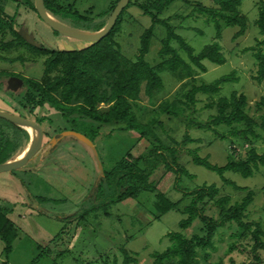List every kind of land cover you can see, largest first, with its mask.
Listing matches in <instances>:
<instances>
[{"label": "rangeland", "instance_id": "obj_1", "mask_svg": "<svg viewBox=\"0 0 264 264\" xmlns=\"http://www.w3.org/2000/svg\"><path fill=\"white\" fill-rule=\"evenodd\" d=\"M114 1L116 0H52L47 3V8L64 24L93 33L108 20ZM260 1L242 0L240 11L247 17L248 25L243 35L234 38L239 27H224L220 42L227 58L225 63L218 65L205 60L207 71L202 72L195 67L194 77H185L182 71L173 73L165 70L161 74L163 87L155 89L150 96L146 93V83L143 82L139 97L133 102L138 120L147 124L154 120L152 124L157 135L166 146L179 148L177 162L194 176L183 175L177 181L174 172L160 166L150 176L151 187L141 191L136 198L119 203L107 202L83 219L65 222L57 216L76 213L84 199L85 206L88 205L89 189L97 173L99 161L105 169H111L139 135L105 126L93 141L98 157L87 144L74 136H66L59 141L57 149L52 152L50 142L59 130L68 128L85 135H89V132L81 123L77 127L72 126L50 103L41 104L40 96L26 88L27 83H23L18 90L9 89L7 83L10 77L7 80V74L16 73L15 76L43 81L45 60L48 57L21 44L15 32L38 48L44 45L64 49L69 44L83 48L89 45V41L64 36L54 30L39 16L28 0H0V98L4 99L6 105L12 98L16 103L11 102L15 105L27 102L28 117L34 122L43 119L42 146L36 155L23 167L0 173V207L10 210L8 216L17 229V238L13 242L8 264H125L124 250L138 259V262L129 264H152V253L162 251L170 245V232L181 231L186 237L200 232L203 226L200 218L186 229H181L179 222L186 217L184 206L191 200L183 192L204 183L218 187L216 198L231 197L227 207L241 201L248 190H253L254 200L248 208L247 219L260 221L264 229V165L251 177H244L234 171L225 173L231 181L248 188L247 191H242L226 184L218 173L195 164L187 152L189 148H198L201 156L208 157L212 163L221 166L226 164L230 155L234 158L246 156L253 146L259 153H264V79L257 77L259 64L254 56L255 52L248 49L256 46L257 40L263 38L256 24ZM200 6L216 7L214 0H176L160 15L161 18L170 19L176 32L194 47L195 53L211 43L216 34L213 22H210L206 14L197 10ZM14 14L16 19L12 20ZM107 24L108 22L104 23L105 26ZM151 24V17L136 5H130L124 10L121 28L114 35V40L120 45L121 53L125 57L136 60L141 36ZM166 34L164 26L156 27L150 50L145 56L153 66L168 58L159 54L161 41ZM173 45L184 59L189 60L186 51L180 48L178 42H173ZM261 47L264 53V46ZM56 74L54 72L52 76ZM230 74H234L236 79L220 84L217 93H198L197 103L190 107L186 94L194 84H211ZM111 82L112 77L105 75L102 90L110 91ZM17 92L18 95L12 97ZM233 92L247 97L244 109L257 122L255 130L259 137L255 142L253 139L244 142L232 136L222 139L215 130L227 135L232 127L225 124L214 125L213 129L197 126L218 114L220 98H229ZM56 96L60 98L59 93ZM78 102L79 100H74V104ZM168 103L185 108L184 115L171 117L169 113L162 111ZM108 106L107 103H102L98 108L105 111ZM0 120L7 122L1 117ZM189 123L195 125L188 129ZM86 125L88 128L90 123L87 122ZM233 127L244 128L245 125L234 124ZM21 128L0 121V148L6 156L3 163L16 160L29 146L31 132ZM186 132L194 141L178 146L176 142H181ZM154 145L156 143L152 139L143 138L131 149V155L134 159L147 157L148 150ZM44 198L48 201H44ZM215 206L214 201L209 200L206 203V214L218 218ZM238 231L239 228L234 222L219 227L214 236L216 248L208 249L211 256L207 261H204V252L200 251L201 261L204 264H264V248L255 245L250 233L239 238L232 236ZM262 239L264 242V236ZM231 244L234 247L229 251ZM4 247L5 244L0 238V262L7 260ZM41 252L43 254L39 256Z\"/></svg>", "mask_w": 264, "mask_h": 264}, {"label": "trees", "instance_id": "obj_2", "mask_svg": "<svg viewBox=\"0 0 264 264\" xmlns=\"http://www.w3.org/2000/svg\"><path fill=\"white\" fill-rule=\"evenodd\" d=\"M28 1L37 12L34 0L33 2L31 0ZM44 1L46 10L56 17L55 13L47 8V3H51L52 0ZM118 1L116 0L112 4L108 20ZM174 1L176 0H131L126 6L127 8L130 5H136L152 19V24L146 28L141 36V45L135 58L136 60L125 57L121 53L120 45L114 40V35L121 28L122 14L126 8L122 11L116 25L107 36L102 40L89 42V45L83 48L73 47L72 44L67 45L64 49L51 48L44 45L38 48L15 32L21 44L28 46L32 51L40 55L48 56L45 60V78L43 81L17 75L24 80V84L27 83L26 88L31 89L40 96L41 104L50 103L74 127L81 123L89 132L87 136L92 141L100 135V130L105 126L112 129L117 127L122 132H134L139 135L133 139L132 146L122 155L114 167L111 169H105L104 167L100 169L99 166L97 167V173L91 184L92 188L90 187L89 189L88 205L85 206L86 199H84L80 210L69 216H57L59 219H63L65 222L66 220L83 219L94 209L104 206L107 202L119 203L130 198H136L141 191L151 187L150 176L160 166H164L167 171L174 172L177 181L183 175L194 176L177 162L179 148L166 146L162 142L153 128L152 122L154 120L150 124L142 123L138 120L133 102L138 99L143 82L146 83L145 90L150 96L153 95L155 89H161L163 87L161 74L165 70L173 73L182 71L185 77H194L195 67L202 72L207 71L205 60L218 65L225 63L227 58L223 53V46L220 42L224 27H239L234 34V38H237L247 31L248 25L247 17L240 11L242 0H214L216 7L207 8L200 6L197 10L206 14L210 22H213L216 34L211 43L205 45L199 53H195L194 47L176 32V28L170 23V19L161 18L160 16ZM15 19L16 14L12 16V20ZM106 22H103L97 30L105 27L104 23ZM256 24L263 38L257 40L256 46L248 49L255 52L254 56L259 64L257 77L262 80L264 79V53L261 47L264 46V0L260 1ZM158 25L164 26L167 33L166 37L161 41L162 47L159 54L168 58L153 66L145 59V56L150 50L151 39ZM173 42H178L180 48L186 51L189 60L184 59L180 55L178 48L173 45ZM54 72H57V74L52 76ZM15 75L16 73H12L11 75L7 74L5 77L7 79ZM105 75L112 77L110 91L102 90ZM232 79H236L234 74L223 76L211 84H194L186 94L190 107H194L197 103L196 95L198 93H217L220 90V84ZM56 93L60 94V98L56 96ZM17 95L18 92L13 94L12 97ZM74 100H79V102L74 104ZM11 101L16 103L14 98ZM11 101L8 102L9 105H6L7 109L32 120L28 117L27 102H25L26 104L19 102L18 105H15ZM102 103L109 105L107 110H99L98 107ZM187 105L189 106V104ZM246 105L247 97L244 94L233 92L229 98H220L218 114L212 116L208 122L199 123L197 126L202 129H213L214 125L225 124L232 127L227 135L220 134L215 130L222 139L232 136L240 138L244 142H250L252 141L251 139L255 142L259 137L255 130L257 122L244 109ZM33 106L31 107L32 110ZM162 111L169 113L171 117H179L184 115L185 108H180L174 103H168L166 107L162 108ZM42 120V118L37 119L35 123L41 127ZM0 121L22 129L20 126L8 121ZM87 122L90 123L88 128ZM234 124H244L245 127H233ZM194 125V123H189L187 127L189 129ZM65 130H68V128L59 130L54 137L62 138L61 140H63L66 138L62 137V132ZM143 138L152 139L156 145L148 150L147 157L141 156L134 159L131 155V149L138 145ZM59 141L54 145L50 142L52 152L57 149ZM193 141L190 134L186 132L184 139L181 142H176V144L184 146ZM198 151V148H189L187 150L195 164L218 173L226 184L242 191H247L248 188L239 186L231 181L225 176V173L234 171L244 177H251L264 165V153H259L255 146L249 149L246 156L234 158L233 155H230L226 164L222 166L212 163L208 157L201 156ZM5 160L6 156L3 154V149L0 148V163L5 162ZM218 193L219 190L215 184L206 183L183 192V195L190 197L191 200L188 205L184 206L186 217L180 220V228L186 229L190 227L197 218L203 221V226L199 233L190 237H186L181 231L170 232L168 234L170 245L162 251L152 253V264H204L200 258V251L204 252V261H207L211 256L208 249L214 250L216 248L214 236L218 228L232 222L236 223L239 228V231L232 234V236L239 238L246 233H250L255 240V245L264 248L262 223L247 219L248 208L254 200L255 192L248 190L241 201H236L229 207L227 206L231 197L221 196L216 198ZM209 200L214 201L219 214L218 218L206 214V211H208L206 210V203ZM44 201H48V199L44 198ZM9 213L10 210L0 207V238L5 244L4 252L7 259L0 262V264H8L9 254L13 250V242L17 238L16 225L9 218ZM233 247L234 244H231L229 251ZM42 254L41 252L39 256H42ZM258 260L260 262L259 258ZM130 262H138V259L133 258L127 250H124V263L129 264Z\"/></svg>", "mask_w": 264, "mask_h": 264}, {"label": "water", "instance_id": "obj_3", "mask_svg": "<svg viewBox=\"0 0 264 264\" xmlns=\"http://www.w3.org/2000/svg\"><path fill=\"white\" fill-rule=\"evenodd\" d=\"M130 1L131 0H119L110 15L108 24L105 27H103L101 30H98L97 32H93V33L80 31L54 18L46 10L44 0H34V3L39 16L54 30L58 31L59 33L65 36L76 38L78 40L96 42L102 40L114 28L118 17L122 13V11L126 8V6L129 4ZM8 81H9L8 87L9 89L12 90H18L24 83V80L17 76L10 77ZM0 117L14 125H18L20 127L25 128L28 132L29 130L34 131V138L31 139L29 147L25 151L23 156L18 157L16 160L12 162L0 163V173H1L7 171H14L16 169L23 167L36 155V153L39 151V149L42 146L43 130L40 126H38L34 121L30 120L29 118L17 115L12 112L5 111L3 109H0ZM66 136H74L81 142L87 144L93 150L95 156L98 157L97 148L94 142L87 135L76 130H65L62 132V137H66ZM61 139L62 138L54 137L51 140V142L54 145ZM99 167L100 169L103 168V165L101 164L100 161H99Z\"/></svg>", "mask_w": 264, "mask_h": 264}, {"label": "crops", "instance_id": "obj_4", "mask_svg": "<svg viewBox=\"0 0 264 264\" xmlns=\"http://www.w3.org/2000/svg\"><path fill=\"white\" fill-rule=\"evenodd\" d=\"M69 42V41H68ZM69 44V43H68ZM0 109H3L5 111L11 112L9 109H7L6 102L0 98ZM13 113V112H12ZM22 153V152H21ZM5 198V197H4Z\"/></svg>", "mask_w": 264, "mask_h": 264}, {"label": "bare ground", "instance_id": "obj_5", "mask_svg": "<svg viewBox=\"0 0 264 264\" xmlns=\"http://www.w3.org/2000/svg\"><path fill=\"white\" fill-rule=\"evenodd\" d=\"M31 132V137L32 139L34 138V131L33 130H29ZM29 146H27L22 153L19 154V157L23 156V154L25 153V151L28 149Z\"/></svg>", "mask_w": 264, "mask_h": 264}, {"label": "flooded vegetation", "instance_id": "obj_6", "mask_svg": "<svg viewBox=\"0 0 264 264\" xmlns=\"http://www.w3.org/2000/svg\"><path fill=\"white\" fill-rule=\"evenodd\" d=\"M63 35V34H62ZM65 36V35H64ZM69 37V36H68ZM72 38V37H71ZM21 78V77H20Z\"/></svg>", "mask_w": 264, "mask_h": 264}]
</instances>
